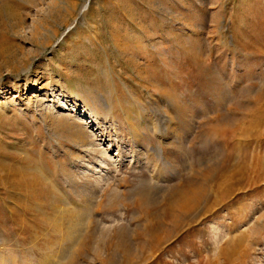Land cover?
Returning a JSON list of instances; mask_svg holds the SVG:
<instances>
[{"label":"rangeland","instance_id":"obj_1","mask_svg":"<svg viewBox=\"0 0 264 264\" xmlns=\"http://www.w3.org/2000/svg\"><path fill=\"white\" fill-rule=\"evenodd\" d=\"M0 264H264V0H0Z\"/></svg>","mask_w":264,"mask_h":264},{"label":"bare ground","instance_id":"obj_2","mask_svg":"<svg viewBox=\"0 0 264 264\" xmlns=\"http://www.w3.org/2000/svg\"><path fill=\"white\" fill-rule=\"evenodd\" d=\"M70 232V231H69ZM70 237H71V235H70ZM68 242H70V240L68 241ZM74 242V241H73ZM73 242H71V243H73ZM76 243H77V241H76ZM51 249V248H50ZM72 252V251H71ZM74 255V254H73ZM113 257V256H112ZM63 260V259H62ZM60 262V261H59Z\"/></svg>","mask_w":264,"mask_h":264}]
</instances>
